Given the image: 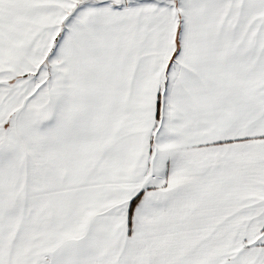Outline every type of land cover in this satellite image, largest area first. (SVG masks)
<instances>
[{
    "label": "snow or ice",
    "instance_id": "6c2138e0",
    "mask_svg": "<svg viewBox=\"0 0 264 264\" xmlns=\"http://www.w3.org/2000/svg\"><path fill=\"white\" fill-rule=\"evenodd\" d=\"M0 264H264V0H0Z\"/></svg>",
    "mask_w": 264,
    "mask_h": 264
}]
</instances>
